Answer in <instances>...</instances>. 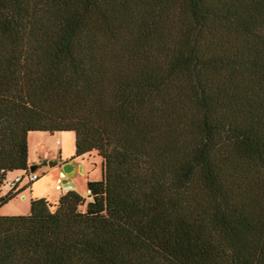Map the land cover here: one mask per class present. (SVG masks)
Instances as JSON below:
<instances>
[{
	"label": "trees",
	"instance_id": "1",
	"mask_svg": "<svg viewBox=\"0 0 264 264\" xmlns=\"http://www.w3.org/2000/svg\"><path fill=\"white\" fill-rule=\"evenodd\" d=\"M66 132L102 177L0 216V264H264V0H0V190Z\"/></svg>",
	"mask_w": 264,
	"mask_h": 264
},
{
	"label": "rangeland",
	"instance_id": "2",
	"mask_svg": "<svg viewBox=\"0 0 264 264\" xmlns=\"http://www.w3.org/2000/svg\"><path fill=\"white\" fill-rule=\"evenodd\" d=\"M74 133H56L50 135L48 133H30L27 137L28 143V160L30 166H35L37 169L32 174H37L39 179L35 181L30 187H26L24 193H26V199H22V195L16 196L13 200L0 208V216H18L27 215L30 212L31 205V190H35L36 185H45L49 193L55 195L58 191L55 190L54 186H51V182L55 180L54 167L58 163V152L60 142L62 145V156L74 158ZM84 165L90 171L91 177H98L101 179V158L97 156L95 152L90 153L88 156H84L82 159ZM53 175V176H52ZM15 176H22V172H16L9 175V180ZM86 178L78 176L74 181L68 183L80 192H84L86 189L85 184ZM49 188V189H48ZM17 190V189H15ZM14 190V191H15ZM10 191L7 186L0 190V196H5ZM87 201L90 199L84 197ZM48 201L51 204H55L53 197L51 196ZM26 213V214H25Z\"/></svg>",
	"mask_w": 264,
	"mask_h": 264
},
{
	"label": "crops",
	"instance_id": "3",
	"mask_svg": "<svg viewBox=\"0 0 264 264\" xmlns=\"http://www.w3.org/2000/svg\"><path fill=\"white\" fill-rule=\"evenodd\" d=\"M67 133V132H66ZM60 134V133H59ZM62 134V133H61ZM60 145V148H59V152H58V163L57 165H55L54 167V171H55V180L54 182H51V186H54L55 188V184H56V181L60 178L61 176V173L59 171V168L60 166L63 164V163H66V162H72L75 166V170L73 172V175L71 176L70 178V181L68 183H71L72 181H74L76 178H78V176H83L86 178V181H85V184H87V182L89 181H98L100 180L98 177H91L90 175V171L88 170V168L84 165V163L82 162V159L84 158L83 157H76V158H71V157H65L63 158L62 156V145H63V142H60L59 143ZM88 156V155H87ZM28 166L30 167V162L28 160ZM35 169H37V167H35ZM53 176V175H52ZM16 177V176H15ZM101 177H102V170H101ZM62 182H64V180H66V178H63L61 179ZM67 183V184H68ZM70 185V184H68ZM71 186V190L72 191H75L77 192L78 194H80L81 196L83 197H86L88 199H90L89 197V192L87 190V187L85 189L84 192H80L79 190L75 189L72 185ZM26 188V185L24 184V182L22 184H20L18 186V189L16 191H19V195H22V199H26V193H24V190ZM36 189L35 190H31V200H35V199H45L46 201H48V199L52 196L53 199H54V202L57 201L59 199V197L62 195L60 192H58L55 197L53 196L54 194L53 193H49L50 190H47V187L45 185H39V183L36 185L35 187ZM49 189V188H48ZM53 194V195H52ZM17 195V196H19ZM3 196V195H1ZM13 200V199H12ZM49 202V201H48ZM26 214V213H25Z\"/></svg>",
	"mask_w": 264,
	"mask_h": 264
},
{
	"label": "built area",
	"instance_id": "4",
	"mask_svg": "<svg viewBox=\"0 0 264 264\" xmlns=\"http://www.w3.org/2000/svg\"><path fill=\"white\" fill-rule=\"evenodd\" d=\"M65 178L63 175L60 176V178L56 181L55 184V190L60 192L61 194H65L69 191H72L71 186L67 183L64 184L61 179ZM39 179L37 174H32V172H28L27 174L22 173V176H16L13 179H10L8 181V187L11 189H18V186L24 182V184L27 185L35 182Z\"/></svg>",
	"mask_w": 264,
	"mask_h": 264
},
{
	"label": "water",
	"instance_id": "5",
	"mask_svg": "<svg viewBox=\"0 0 264 264\" xmlns=\"http://www.w3.org/2000/svg\"><path fill=\"white\" fill-rule=\"evenodd\" d=\"M35 170L36 169L34 166L29 167L30 172H34ZM74 170H75V166L72 162L63 163L60 166L59 171H60L61 175H63L66 178V180H64V182H63L64 184H66L70 181V178L73 175Z\"/></svg>",
	"mask_w": 264,
	"mask_h": 264
}]
</instances>
